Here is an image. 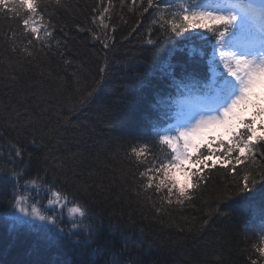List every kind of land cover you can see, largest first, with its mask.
<instances>
[{
	"label": "trees",
	"instance_id": "16d2710c",
	"mask_svg": "<svg viewBox=\"0 0 264 264\" xmlns=\"http://www.w3.org/2000/svg\"><path fill=\"white\" fill-rule=\"evenodd\" d=\"M63 2L65 7L57 8L54 2L48 7L56 25L52 47L37 50L30 60L14 52L9 39L12 32L18 37L23 34L21 17L0 14V153H7L11 142L34 157H46L48 167L60 165V186L87 205L90 217L85 223L98 226V233L95 242L78 253L52 245L11 219L10 193H0V264H264L256 251L264 243L259 222L246 225L235 202L221 205L232 212L231 217L213 216L202 227L217 192L233 179L231 173L212 169L207 187L192 189V199L183 205L173 197V203L165 202L162 211H157L161 207L158 196L146 201L143 194L138 197L130 190L135 186V167L124 152L130 143L156 141L151 122L163 126L161 114L167 109L160 101L177 95L167 75L169 62L176 66L177 79L202 76L205 60L198 54L206 46L179 38L174 48L152 25L154 12L141 15L140 0L135 5L131 0H112L111 7L108 0ZM103 8H108L105 15L111 17L105 21L110 25L108 35L115 38L111 50L92 39L91 32L77 28H92L100 35L89 21ZM149 38L157 40L156 45L147 44ZM24 43L17 39L15 47ZM106 52L110 67L99 92L81 106L78 101L98 79ZM148 70L153 75L140 88L137 77ZM33 138L43 141L39 149L31 144ZM159 147L153 152L163 156ZM0 162L7 164L4 156ZM259 187L264 189V185ZM40 197L46 207L47 195ZM122 233L133 237L128 250ZM86 236L82 233L78 238ZM97 249L103 254L96 255Z\"/></svg>",
	"mask_w": 264,
	"mask_h": 264
},
{
	"label": "snow or ice",
	"instance_id": "6c2138e0",
	"mask_svg": "<svg viewBox=\"0 0 264 264\" xmlns=\"http://www.w3.org/2000/svg\"><path fill=\"white\" fill-rule=\"evenodd\" d=\"M53 2L57 8L66 6L63 0H0V14L11 13L22 19L23 34L18 37L12 32L9 36L14 52H21L30 60L37 50L52 47L56 25L52 23L53 14L48 12V7ZM131 3L135 5L136 0ZM108 4L111 7L112 0H108ZM140 6L141 15L149 10L154 12L152 25L174 48L179 38L200 41L210 48L208 63L212 66L213 77L204 85L208 91L201 95L194 77L189 74L177 79L176 66L169 62L167 75L177 95L160 101V106L175 108V112L165 111L161 118L175 122L161 127L157 121H152L156 141L130 143L125 150L129 165L135 167V186L130 190L138 197L143 194L146 201L158 196L161 207L157 211H162L165 202L173 203V197L180 205L191 200L192 189L207 187L212 169H223L226 175L231 173L233 179L217 192L202 227H206L213 216L231 217L232 212L222 209L221 205L235 202L243 222L247 225L258 221L264 233V189L259 187L264 185V0H146V3L140 0ZM107 12L108 8H103L89 21L100 35L92 28L79 25L77 28L81 32H91L92 39L111 50L115 38L108 35L110 25L105 21L111 17L105 15ZM17 39L26 43L16 48ZM146 43L156 45L157 40L149 38ZM56 44L59 47L60 41ZM200 54L205 55L204 52ZM221 64L223 69L217 71ZM109 67L106 52L98 79L85 89L79 105L89 104L98 94ZM152 75L151 70L138 75L139 87H146V80ZM186 79L192 83H185ZM31 144L39 149L43 141L33 138ZM157 144L163 156L153 152ZM0 156L7 160V164L0 162V193H10L11 219L18 225L28 226L48 243L63 245L73 253L95 242L98 226L85 223L90 217L87 205L60 186L57 176L60 165L48 167L46 157H34L11 142L7 153H0ZM41 193L47 195L46 207L40 202ZM152 206L155 207L154 201ZM49 208L54 215L46 214ZM65 210L71 221L70 228L61 226ZM82 233L87 234L86 239L78 238ZM121 235L125 250H128V245L134 242L133 237ZM261 239L264 241V236ZM256 251L264 257V243L256 247ZM95 252L103 254L102 249Z\"/></svg>",
	"mask_w": 264,
	"mask_h": 264
},
{
	"label": "rangeland",
	"instance_id": "374dc122",
	"mask_svg": "<svg viewBox=\"0 0 264 264\" xmlns=\"http://www.w3.org/2000/svg\"><path fill=\"white\" fill-rule=\"evenodd\" d=\"M211 69H212V66H211ZM222 69H223V65L221 64V65L219 66V69H217V71H221ZM211 76L213 77V71H212ZM174 112H175V111H174ZM174 112H173V113H174ZM41 198H42V197H39L40 200H41ZM40 202H41V204H43V205L46 203V201L43 202L42 200H41ZM44 206H45V205H44ZM46 214H47V215H54V212H53V214H52L51 211L49 212V211L47 210ZM64 224H65V225H66V224H71V221H70V219H69V217H68L66 211H65V215H64V217H63V222H62L61 226L63 227Z\"/></svg>",
	"mask_w": 264,
	"mask_h": 264
}]
</instances>
